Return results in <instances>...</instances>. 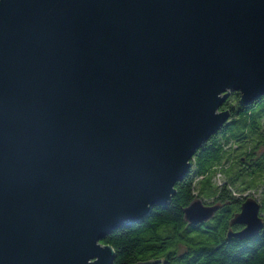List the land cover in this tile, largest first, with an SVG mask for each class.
Listing matches in <instances>:
<instances>
[{
	"label": "water",
	"instance_id": "95a60500",
	"mask_svg": "<svg viewBox=\"0 0 264 264\" xmlns=\"http://www.w3.org/2000/svg\"><path fill=\"white\" fill-rule=\"evenodd\" d=\"M232 93L264 95V0H0V264H114L102 241L171 202Z\"/></svg>",
	"mask_w": 264,
	"mask_h": 264
},
{
	"label": "trees",
	"instance_id": "16d2710c",
	"mask_svg": "<svg viewBox=\"0 0 264 264\" xmlns=\"http://www.w3.org/2000/svg\"><path fill=\"white\" fill-rule=\"evenodd\" d=\"M240 99V93H232L222 106L221 111H229V121L195 154L192 169L177 183L171 202L154 207L141 222L121 227L102 241L114 248V264H264V228L250 239L228 236L243 229L231 221L248 197L236 193L254 188L258 178L264 224V95L248 105ZM218 173L227 179L220 186L213 182ZM197 199L217 211L193 226L185 210Z\"/></svg>",
	"mask_w": 264,
	"mask_h": 264
},
{
	"label": "rangeland",
	"instance_id": "374dc122",
	"mask_svg": "<svg viewBox=\"0 0 264 264\" xmlns=\"http://www.w3.org/2000/svg\"><path fill=\"white\" fill-rule=\"evenodd\" d=\"M264 151V150H263ZM263 151L261 153H263ZM259 153V154H261ZM225 180H227L223 174L221 173H218L214 179H213V182H214V185H223L225 183ZM261 178H258L255 182V187L250 189V190H247V191H242V192H237L236 195L240 198H245V197H248V198H253L255 200H257L258 202H260L261 200V197H262V181H260ZM263 180H264V175H263ZM199 200V199H197ZM202 201H205V200H202ZM206 206H212V205H206Z\"/></svg>",
	"mask_w": 264,
	"mask_h": 264
}]
</instances>
